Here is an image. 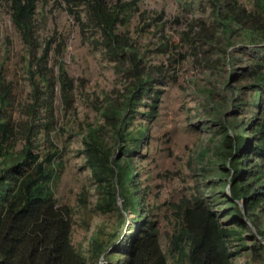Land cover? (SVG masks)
Wrapping results in <instances>:
<instances>
[{"label":"rangeland","instance_id":"374dc122","mask_svg":"<svg viewBox=\"0 0 264 264\" xmlns=\"http://www.w3.org/2000/svg\"><path fill=\"white\" fill-rule=\"evenodd\" d=\"M226 1L139 0L119 27L130 44L119 62L103 43L101 30L92 23L81 28L64 0L38 2L34 26L39 46L29 50L9 4L0 0V112L17 125L22 138L18 149L29 133L33 138L38 134V144L43 142L42 155L55 147L60 151L57 162L63 170L55 196L70 208L73 246L92 264H104L92 251L115 230L132 226L136 214L123 211L120 198L113 211L102 207L106 190L87 162L84 139L90 130H98L104 146L115 156L119 153V121L113 109L129 99L137 74L155 78L154 89L161 91L154 103L156 114L148 116L147 107L134 114L130 107L122 129L139 124L147 129L134 159L136 178L145 218L156 221L168 263L187 264L185 245L175 248L173 239L185 227L183 211L198 198L224 223L231 219L226 211L229 188L221 175L222 139L228 131L234 135L243 120L264 114L263 107L256 116L247 105L256 95L253 71L255 62L264 58V28L255 33L259 40H251L239 25L226 27ZM235 2L256 10V0ZM61 69L71 88L63 86L67 81L60 78ZM2 96L11 104L3 106ZM244 220L248 226L241 228L243 240L234 243L233 249L239 250L234 264H261L253 263L249 248L260 239L257 227L248 217Z\"/></svg>","mask_w":264,"mask_h":264},{"label":"trees","instance_id":"16d2710c","mask_svg":"<svg viewBox=\"0 0 264 264\" xmlns=\"http://www.w3.org/2000/svg\"><path fill=\"white\" fill-rule=\"evenodd\" d=\"M4 1L9 4L11 19L24 43L29 50L36 51L39 45L34 17L41 0ZM64 1L81 28L85 30L92 23L101 30L103 43L120 62L118 58L126 53L130 44L120 34L119 27L124 26L129 13L138 8L139 0H116L113 4L108 0ZM225 4L227 13L223 19L227 21L224 25L237 24L251 40H259L255 33H261L259 30L264 28V0H256L255 11L245 10L236 5L235 0H227ZM83 16L87 17L86 22ZM263 66L264 58L255 62L256 95L251 104H247L256 110V116L264 108ZM60 78L67 81L64 85L62 82L63 86L71 88L72 81L63 69ZM136 78L129 99L113 109L119 121L115 129L119 153L115 156L112 148L104 146L98 130H90L84 139L87 162L100 186L106 190L102 207L111 212L120 198L122 210L126 213L132 210L136 214L132 226L128 225L124 232L115 230L112 238L108 235L105 244L92 252L97 259L102 258L104 264H169L156 221L145 218L143 194L136 178L138 171L134 159L143 148L147 129L142 124L130 131L122 129L130 107L134 114L141 112L140 107H147L150 117L156 114L154 103L161 91L154 89L155 78L141 74ZM33 86L36 90L35 81ZM153 92L157 96H153ZM1 103L7 106L11 101L2 96ZM256 119L236 124L234 135L229 131L223 135L221 154L224 158L220 166L229 188L226 211L231 219L224 223L203 198H198L183 211L185 227L174 236L173 244L175 248L185 245L187 264H234L239 251L233 249L234 243L243 240L241 228L248 226L245 217L257 227L260 236V239L255 236L257 240L249 246L252 261L264 264V114ZM37 136L33 138L28 133L18 149L17 143L22 138L18 136L17 125L11 117L0 112V264H92L73 246L70 208L59 204L55 196L63 170L57 162L60 151L55 147L42 155L39 149L43 142L38 144ZM232 222L235 225L230 226Z\"/></svg>","mask_w":264,"mask_h":264}]
</instances>
